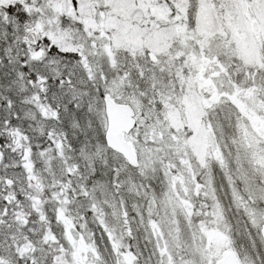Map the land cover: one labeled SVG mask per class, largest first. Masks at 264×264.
<instances>
[{
    "label": "snow or ice",
    "instance_id": "1",
    "mask_svg": "<svg viewBox=\"0 0 264 264\" xmlns=\"http://www.w3.org/2000/svg\"><path fill=\"white\" fill-rule=\"evenodd\" d=\"M0 264H264V0H0Z\"/></svg>",
    "mask_w": 264,
    "mask_h": 264
}]
</instances>
